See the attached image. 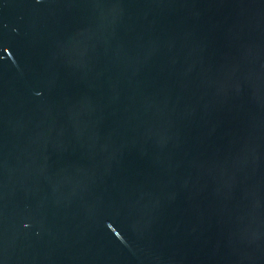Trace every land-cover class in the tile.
Here are the masks:
<instances>
[{
	"label": "water",
	"instance_id": "water-1",
	"mask_svg": "<svg viewBox=\"0 0 264 264\" xmlns=\"http://www.w3.org/2000/svg\"><path fill=\"white\" fill-rule=\"evenodd\" d=\"M0 264H264V0H0Z\"/></svg>",
	"mask_w": 264,
	"mask_h": 264
}]
</instances>
